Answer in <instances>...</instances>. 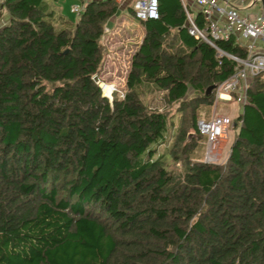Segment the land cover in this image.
Wrapping results in <instances>:
<instances>
[{
  "label": "trees",
  "instance_id": "trees-1",
  "mask_svg": "<svg viewBox=\"0 0 264 264\" xmlns=\"http://www.w3.org/2000/svg\"><path fill=\"white\" fill-rule=\"evenodd\" d=\"M157 1L108 100L92 76L112 0L88 1L74 22L47 0H2L0 264H264V73L249 79L224 161L192 156L196 109L233 63L186 33L179 0ZM149 89L177 104L173 130L167 109L143 102Z\"/></svg>",
  "mask_w": 264,
  "mask_h": 264
},
{
  "label": "built area",
  "instance_id": "built-area-1",
  "mask_svg": "<svg viewBox=\"0 0 264 264\" xmlns=\"http://www.w3.org/2000/svg\"><path fill=\"white\" fill-rule=\"evenodd\" d=\"M90 0H75L69 11L81 12ZM119 9L128 10L131 18L142 22L158 16L157 0H112ZM2 0H0L1 4ZM183 13V27L197 42L210 46L217 56L232 61V71L213 91L217 98L230 97L245 88L247 81L264 73V1L262 0H179ZM1 6V5H0ZM256 6L258 12L250 16L247 9ZM107 27L103 26L102 32ZM218 40L230 41L241 53L222 50ZM111 89H113L111 87ZM111 91V90H110ZM231 119L225 114L213 113L196 119L199 160L204 163H222L220 141L226 135Z\"/></svg>",
  "mask_w": 264,
  "mask_h": 264
},
{
  "label": "rangeland",
  "instance_id": "rangeland-1",
  "mask_svg": "<svg viewBox=\"0 0 264 264\" xmlns=\"http://www.w3.org/2000/svg\"><path fill=\"white\" fill-rule=\"evenodd\" d=\"M75 0H47V2L54 7L66 21L74 22L76 20V14L69 11V4ZM116 13L110 16L106 23L103 25L108 28L106 32H102V35L99 39V43L102 51V62L97 71V84L99 82H104L110 86L99 85L100 92L102 90L106 94V98L111 100L113 96L120 98L124 90V77L129 67V61L132 53L136 49L137 45L142 38V25L140 22H137L131 18V15L128 10L116 8ZM250 16L258 12L256 6L247 9ZM2 19L0 18V23ZM250 81H247L246 86ZM101 86V87H100ZM245 88H241L237 93L230 94V97H222L224 99H219L215 96L214 91H210L211 96L210 104L199 105L196 109L197 118L200 116L209 117L213 113L225 114L231 119V124L227 128L226 135L220 141L219 152L221 160L225 155L226 150L228 149L230 140H232L235 132L236 125L234 123V118L238 113L242 103L245 100L244 93ZM111 87L113 89H111ZM111 90V91H110ZM188 94L192 95L191 90H188ZM163 92L149 89L145 91L142 100L143 102L150 107H157L162 109H167L169 113L172 114L173 130L178 124L179 114L175 111L177 104L171 103L167 104L162 98ZM170 129V127H169ZM171 131H169L170 133ZM173 132V131H172ZM200 139H202L200 137ZM172 140V138H171ZM170 146V139L165 138V140L156 145V153H166L168 147ZM198 151V150H197ZM192 156L199 157L198 153H192ZM169 167L179 168L178 162L173 163L169 162Z\"/></svg>",
  "mask_w": 264,
  "mask_h": 264
},
{
  "label": "crops",
  "instance_id": "crops-1",
  "mask_svg": "<svg viewBox=\"0 0 264 264\" xmlns=\"http://www.w3.org/2000/svg\"><path fill=\"white\" fill-rule=\"evenodd\" d=\"M0 18L2 19V22L0 23V25H1L6 20V12L4 11V8H0ZM142 34H143V27H142ZM124 79H125V77H124ZM123 83H124V81H123ZM239 111H240V109L238 110V112ZM195 153H198V151H196ZM227 153H228V149L226 150L224 157H226Z\"/></svg>",
  "mask_w": 264,
  "mask_h": 264
},
{
  "label": "water",
  "instance_id": "water-1",
  "mask_svg": "<svg viewBox=\"0 0 264 264\" xmlns=\"http://www.w3.org/2000/svg\"><path fill=\"white\" fill-rule=\"evenodd\" d=\"M92 80L97 84V77H96V75H93V76H92ZM97 86L99 87L98 84H97ZM213 88H214L213 85H209V86H207L205 93L210 92V90L213 89ZM102 96L106 97L104 94H102Z\"/></svg>",
  "mask_w": 264,
  "mask_h": 264
},
{
  "label": "bare ground",
  "instance_id": "bare-ground-1",
  "mask_svg": "<svg viewBox=\"0 0 264 264\" xmlns=\"http://www.w3.org/2000/svg\"><path fill=\"white\" fill-rule=\"evenodd\" d=\"M102 86H106V85H104V84H101ZM101 87V86H100Z\"/></svg>",
  "mask_w": 264,
  "mask_h": 264
}]
</instances>
